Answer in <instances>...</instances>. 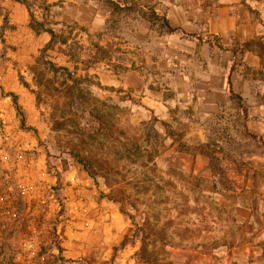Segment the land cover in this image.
<instances>
[{
    "label": "rangeland",
    "instance_id": "obj_1",
    "mask_svg": "<svg viewBox=\"0 0 264 264\" xmlns=\"http://www.w3.org/2000/svg\"><path fill=\"white\" fill-rule=\"evenodd\" d=\"M21 1L29 9L0 0V112L14 129L13 143L27 147L13 186L25 185L24 199L15 195L24 220L4 233L0 264H188L189 253L228 243L225 207L250 195L256 203L264 150L240 129L229 134V125L211 121L199 132L195 124V113L242 111L219 95L206 98L215 105L199 102L204 79L221 83L215 73L225 58L207 29L220 0ZM153 12L201 40L167 33ZM236 12L264 25V5ZM50 31L59 42L45 59L85 80L69 98L97 99L84 111L63 108L58 121L55 101L68 97L53 90L64 88L65 77L37 62ZM41 75L52 84L38 86ZM11 94L37 133L21 128ZM77 152L94 164L88 171ZM246 186L252 191L243 194ZM120 192L128 196L126 210L149 222L144 254L141 235L107 198Z\"/></svg>",
    "mask_w": 264,
    "mask_h": 264
},
{
    "label": "crops",
    "instance_id": "obj_2",
    "mask_svg": "<svg viewBox=\"0 0 264 264\" xmlns=\"http://www.w3.org/2000/svg\"><path fill=\"white\" fill-rule=\"evenodd\" d=\"M219 2L221 6L210 18L207 29L209 35L219 40V44L214 46L225 58V63L221 67V72L215 73L221 77V83H217L214 75L202 81L204 96H201L199 102H203V105H215L214 100H206V98L219 95L228 99L233 106L234 100L229 93L228 73L233 90L242 98V104L247 112L246 116L243 111L237 109L195 113V118L198 119L195 124L199 132H207V122L211 121L218 123L219 127L229 125V134L240 129L247 139L260 145L264 150V145L251 137L256 135L264 140V100H262L264 98V25L251 17L242 18V12H236L244 5L256 9L258 4L264 5V0H220ZM249 72L252 74L256 72L260 77L254 79ZM260 175L261 185L256 194L258 198L256 203L250 195L246 203L234 204L232 200L229 206L225 207L229 215V242L211 253L191 252L184 258V263L264 264V171ZM251 191L249 186L242 189L243 194Z\"/></svg>",
    "mask_w": 264,
    "mask_h": 264
},
{
    "label": "trees",
    "instance_id": "obj_3",
    "mask_svg": "<svg viewBox=\"0 0 264 264\" xmlns=\"http://www.w3.org/2000/svg\"><path fill=\"white\" fill-rule=\"evenodd\" d=\"M16 2L22 3L25 6H27L26 3H24L21 0H15ZM110 7L112 9L113 12H117V10L121 9L119 7V5L117 3H114L113 1L110 3ZM27 9L28 6H27ZM31 15V14H30ZM32 16V15H31ZM151 20L153 22L157 21L160 23L161 27H163L165 29V31L169 34H175V33H182V34H186L185 31L182 28H175L171 25L170 21L168 20V18L166 16H160L158 15L156 12L152 13V18ZM50 36H51V40L50 42L46 45V47L41 51V55L40 57L37 59V62L39 63V65H41V67H44L47 71L51 72L52 74H54L55 76L58 75H62L65 77L66 83H64L63 85V89L61 88H56L55 90H53V94L54 93H58L60 94V97L63 96L64 99H66L67 97V101H63V103L59 100L55 101L54 107H53V113H52V119L53 120H57L58 117V113L62 112L63 108H76V109H80L81 111L87 110L89 107H91V104L93 102H97V99H93V100H89V99H84V98H80L79 100H72L71 98H69V95L73 96L75 94L76 91H82L80 85L83 84L85 82L84 79L82 78H75L71 71L66 68V67H59L57 66L54 62L45 59V55L48 51L53 50L57 44V42H59V36L53 32L50 31ZM188 37H192V38H196L198 40H201V37L197 36V35H189L186 34ZM71 82L72 85H69L68 83ZM51 85L52 83L48 80H44V75H41V80H39V82H37V85L40 87L45 88L46 84ZM228 86H229V93L231 95V98L236 101L239 104V107L241 108V110L244 112L245 116H246V107L243 106L242 104V98L237 95L232 87V82H231V78L228 77ZM13 99V103L15 105V108L17 109V112L19 113V116L21 117V128L23 130H27V131H33L35 133H37L36 130L29 128L27 125V120L25 117V114L23 113V110L21 108V106L19 105L18 102V98L16 95L11 94L10 95ZM60 99V98H59ZM94 111L100 112L98 109V105H95L92 107ZM96 112V113H97ZM59 126H62L61 124H59ZM251 137L256 140L261 142L264 145V140L256 135H251ZM73 157L78 161V163H80L87 171L89 170L90 165H92L93 163L89 160L86 159L84 157H82V155L80 153H73ZM94 165V164H93ZM107 198L110 201H113L115 203H118L121 206V212L123 215H125L131 222L132 224L135 226V236H140L141 235V243H142V247L140 250V253H145L146 251V247H147V240H148V233L150 230L149 227V222L147 221V219H145L143 221V223H140L137 221L135 215L129 213L126 210V201L128 199V196L126 194H124L123 192L119 193V195L117 194H112V195H107ZM58 250L60 252H62V248L58 247Z\"/></svg>",
    "mask_w": 264,
    "mask_h": 264
},
{
    "label": "built area",
    "instance_id": "obj_4",
    "mask_svg": "<svg viewBox=\"0 0 264 264\" xmlns=\"http://www.w3.org/2000/svg\"><path fill=\"white\" fill-rule=\"evenodd\" d=\"M13 135H16L14 129L8 125L4 114L0 112V244L3 243L4 233L20 230L24 220L23 213L17 208L16 198L24 199L25 185L18 182L19 191L17 187L14 190L13 186L21 177L20 167L26 160L27 147L13 143ZM13 147L14 152L11 153L10 148ZM14 171H17V175H14Z\"/></svg>",
    "mask_w": 264,
    "mask_h": 264
}]
</instances>
